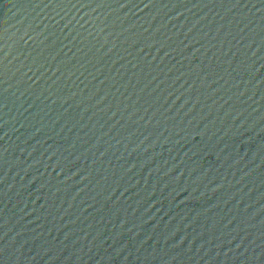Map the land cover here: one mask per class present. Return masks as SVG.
Listing matches in <instances>:
<instances>
[{"label": "water", "instance_id": "95a60500", "mask_svg": "<svg viewBox=\"0 0 264 264\" xmlns=\"http://www.w3.org/2000/svg\"><path fill=\"white\" fill-rule=\"evenodd\" d=\"M0 264H264V0H0Z\"/></svg>", "mask_w": 264, "mask_h": 264}]
</instances>
